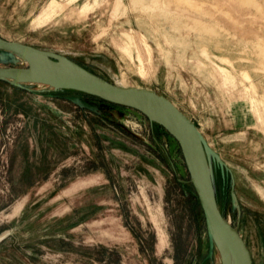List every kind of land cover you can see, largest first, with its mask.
Returning <instances> with one entry per match:
<instances>
[{"label":"rangeland","instance_id":"obj_1","mask_svg":"<svg viewBox=\"0 0 264 264\" xmlns=\"http://www.w3.org/2000/svg\"><path fill=\"white\" fill-rule=\"evenodd\" d=\"M0 36L168 98L225 164L209 159L218 208L264 264V0H0ZM192 188L139 112L0 82V264H225Z\"/></svg>","mask_w":264,"mask_h":264},{"label":"water","instance_id":"obj_2","mask_svg":"<svg viewBox=\"0 0 264 264\" xmlns=\"http://www.w3.org/2000/svg\"><path fill=\"white\" fill-rule=\"evenodd\" d=\"M0 51L20 57L26 67H0V81L18 87L43 85L54 90H74L92 94L107 102L139 112L157 124L177 143L194 189L205 225L229 250L234 264H252L241 234L220 212L210 175L209 159L225 164L207 144L196 125L168 98L141 87L117 86L92 73L65 56L13 42L0 36ZM76 106L90 112L99 108L78 97L69 98ZM210 245V252L213 247ZM225 260V257H224ZM226 264V260H225Z\"/></svg>","mask_w":264,"mask_h":264},{"label":"bare ground","instance_id":"obj_3","mask_svg":"<svg viewBox=\"0 0 264 264\" xmlns=\"http://www.w3.org/2000/svg\"><path fill=\"white\" fill-rule=\"evenodd\" d=\"M264 52V51H263ZM14 55V54H13ZM264 55V54H263ZM16 56V55H15ZM17 58L20 59L21 62H23V60L16 56ZM224 71V70H223ZM225 72V71H224ZM252 87V85H251ZM252 89V88H251ZM251 99V98H250ZM212 238H213V242L215 244V247L220 251L221 254H223V257H225V260H226V264H234V261H233V257L231 255V253L229 252V250H227L223 244L221 243L220 239L217 237V235L213 234L212 235ZM219 253V252H218Z\"/></svg>","mask_w":264,"mask_h":264},{"label":"trees","instance_id":"obj_4","mask_svg":"<svg viewBox=\"0 0 264 264\" xmlns=\"http://www.w3.org/2000/svg\"><path fill=\"white\" fill-rule=\"evenodd\" d=\"M81 66V65H80ZM83 67V66H82ZM0 82H4V81H0ZM4 83H6V82H4ZM14 89H16V88H14ZM192 192H193V195H194V197H196V195H195V192H194V189L192 188ZM196 203H197V205L199 204L198 203V200L196 201Z\"/></svg>","mask_w":264,"mask_h":264}]
</instances>
